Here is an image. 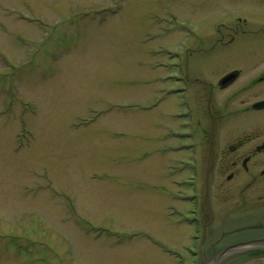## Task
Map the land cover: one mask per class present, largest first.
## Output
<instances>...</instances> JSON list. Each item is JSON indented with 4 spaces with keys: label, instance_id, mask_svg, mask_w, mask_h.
Here are the masks:
<instances>
[{
    "label": "rangeland",
    "instance_id": "374dc122",
    "mask_svg": "<svg viewBox=\"0 0 264 264\" xmlns=\"http://www.w3.org/2000/svg\"><path fill=\"white\" fill-rule=\"evenodd\" d=\"M210 1L0 0V264H256L197 113L258 37Z\"/></svg>",
    "mask_w": 264,
    "mask_h": 264
},
{
    "label": "flooded vegetation",
    "instance_id": "af4514ba",
    "mask_svg": "<svg viewBox=\"0 0 264 264\" xmlns=\"http://www.w3.org/2000/svg\"><path fill=\"white\" fill-rule=\"evenodd\" d=\"M210 3L229 10L216 15H254L238 17L236 28L227 29L234 34L256 35L259 49L253 64L228 66L217 81L213 78L199 83L198 94L206 106L203 115L207 116V123L203 124L197 113L201 178L209 190L214 178L223 181L222 185L234 183L224 187L230 199L241 202L232 214L254 217L245 221L243 235L237 234L240 244H250L245 247L244 259L247 263L264 264V0ZM239 6L238 10L234 8ZM223 40L224 37L217 45L230 51L233 40L222 44ZM236 245L239 244L231 247Z\"/></svg>",
    "mask_w": 264,
    "mask_h": 264
},
{
    "label": "water",
    "instance_id": "95a60500",
    "mask_svg": "<svg viewBox=\"0 0 264 264\" xmlns=\"http://www.w3.org/2000/svg\"><path fill=\"white\" fill-rule=\"evenodd\" d=\"M250 244H246V243H243V244H239V245H236L234 247H231L230 249H228L226 252H225V255L232 251V250H235V249H238V248H242V247H248ZM212 264H217V261H214L212 262Z\"/></svg>",
    "mask_w": 264,
    "mask_h": 264
}]
</instances>
